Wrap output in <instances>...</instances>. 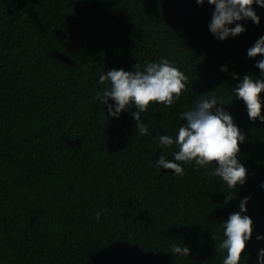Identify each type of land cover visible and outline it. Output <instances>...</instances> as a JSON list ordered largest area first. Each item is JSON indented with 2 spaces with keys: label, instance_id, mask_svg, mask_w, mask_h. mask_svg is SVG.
I'll return each mask as SVG.
<instances>
[{
  "label": "trees",
  "instance_id": "obj_1",
  "mask_svg": "<svg viewBox=\"0 0 264 264\" xmlns=\"http://www.w3.org/2000/svg\"><path fill=\"white\" fill-rule=\"evenodd\" d=\"M253 9L259 25L240 21L242 34L219 41L207 0H0V264H223V223L245 197L253 235L239 264H257L264 123L233 91L244 75L264 79V57L247 56L264 36V8ZM161 59L188 78L185 91L171 107L150 104L140 135L134 106L114 118L95 99L108 86L99 77ZM213 97L246 137L236 189L215 163H183L182 176L156 163L178 151L159 136L175 139L181 114Z\"/></svg>",
  "mask_w": 264,
  "mask_h": 264
},
{
  "label": "clouds",
  "instance_id": "obj_2",
  "mask_svg": "<svg viewBox=\"0 0 264 264\" xmlns=\"http://www.w3.org/2000/svg\"><path fill=\"white\" fill-rule=\"evenodd\" d=\"M196 3L203 5L205 0H196ZM207 3L214 5L209 30L219 41L242 34L245 28L238 23L240 21L251 20L253 24L259 25L260 18L253 5L264 8V0H207ZM233 23L235 27H229ZM247 56L249 59L264 57V36L248 49ZM255 67L260 70L261 77H264V59L259 60ZM221 71L226 72L227 68L222 67ZM232 75L233 79H237L236 74ZM187 79L184 73L167 59L148 63L143 70H140L138 64L134 66L133 71L110 69L106 74L100 75V83L108 82V86L102 93H98L95 99L102 100L107 115L114 118H119L122 111L134 106L137 111L132 113V117L136 121V130L140 135H147L148 127L143 122L142 113L146 112L152 103L171 107L185 91ZM233 91L237 99L245 104L249 120H260L264 123V116L261 115L264 79L254 80L251 75H244ZM109 100L113 101L114 105L109 104ZM217 104L215 97L203 99L198 101L194 108L183 112L181 119L185 123L179 127L175 139L169 135H160L158 138L162 147L178 148V151L173 153L174 161L166 160L161 155L156 163L159 168L172 170L177 176L184 173L181 166L183 163L195 161L201 168L215 163L216 168L212 175L221 178L229 189H236L238 185L243 186L247 179V169L237 159L239 146L245 142L246 137L234 124L232 116L223 107H217ZM232 199L234 196L229 193L225 203ZM247 203L248 198L245 197L240 201L239 212L230 214L223 223L225 238L219 245L221 250L226 251L223 264H239L247 242L252 238L253 221L244 214L247 211ZM96 216L99 219L100 213ZM256 239L260 241L264 237L257 235ZM171 252L185 257L190 255L186 245L180 247L172 244ZM257 264H264V248L258 252Z\"/></svg>",
  "mask_w": 264,
  "mask_h": 264
}]
</instances>
